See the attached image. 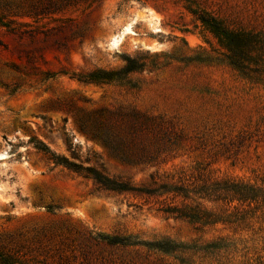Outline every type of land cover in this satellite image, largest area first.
Listing matches in <instances>:
<instances>
[{"label":"rangeland","instance_id":"1","mask_svg":"<svg viewBox=\"0 0 264 264\" xmlns=\"http://www.w3.org/2000/svg\"><path fill=\"white\" fill-rule=\"evenodd\" d=\"M48 1L66 5L13 15ZM0 10V264H264V204L239 207V223L199 229L158 212L181 198L96 192L29 143L66 154V135L133 184L157 170L186 185L210 177L264 191V0H0ZM199 16L247 48L229 51ZM127 57L141 70L124 79L70 78L120 71ZM100 112L139 128L138 138L173 143L172 152L156 168L123 164L78 132ZM237 205L215 208L229 215Z\"/></svg>","mask_w":264,"mask_h":264},{"label":"trees","instance_id":"2","mask_svg":"<svg viewBox=\"0 0 264 264\" xmlns=\"http://www.w3.org/2000/svg\"><path fill=\"white\" fill-rule=\"evenodd\" d=\"M66 4L53 3L48 1L46 4L33 5L29 10L15 12V16L23 15L30 18L45 16L51 12L62 9ZM0 10V25L5 26L4 14ZM8 13V12H7ZM10 13V12H9ZM195 15V13H194ZM199 20L206 26L223 45L231 51L247 48L246 40L224 30L214 20L199 16ZM246 41V42H245ZM238 67H243V58H231ZM125 67L120 71H95L87 74H70V78L82 83L89 84H108L118 79H124L127 75L139 72L141 66L137 60L129 57L124 58ZM67 74V73H64ZM54 76H47L51 79ZM78 132L87 140L97 142L107 152L108 155L118 158L123 164L143 168H156L160 162L164 161L165 156L172 152L174 144L164 139L146 140L138 138L136 132L139 128L134 125L113 124L105 117L103 112L88 116L77 125ZM64 150L66 154L52 151L50 147L36 139H30L31 147L41 156L53 164L65 169L68 173L88 181L92 184L96 192H104L114 195H130L135 198L157 199L163 196L181 198L180 205L172 203H162L158 207V212L168 218L185 221L192 225H197L199 229L210 227L215 224H236L244 220L246 213L238 212L239 207L245 205L264 204V191L253 185L234 181V180H215L210 177L186 185L180 180L175 181L168 175H160L157 170L148 174V179L140 184H133L129 178L123 176L110 175L104 165L99 163L97 155L87 151L82 153L81 146L73 143L72 139L64 136ZM218 203L238 204L234 206L232 213L227 215V210H216ZM208 205H212L209 207ZM256 209V207H254ZM238 225V224H237ZM89 240L97 243H106L110 246L122 245L126 242L118 238L93 237L88 236ZM220 243L211 245L215 249ZM149 248L162 252H172L164 243L149 244ZM208 248V247H207Z\"/></svg>","mask_w":264,"mask_h":264}]
</instances>
